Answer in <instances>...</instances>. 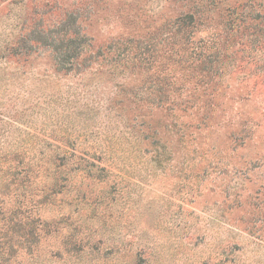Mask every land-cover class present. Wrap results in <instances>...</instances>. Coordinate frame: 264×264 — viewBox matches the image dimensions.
I'll list each match as a JSON object with an SVG mask.
<instances>
[{"label": "rangeland", "instance_id": "374dc122", "mask_svg": "<svg viewBox=\"0 0 264 264\" xmlns=\"http://www.w3.org/2000/svg\"><path fill=\"white\" fill-rule=\"evenodd\" d=\"M211 1L0 0V264H264V79L250 65L218 82L155 64L170 80L152 105L110 103L142 74L123 86L54 60L68 13L95 46L126 49L195 10L208 39ZM57 152L73 159L51 182Z\"/></svg>", "mask_w": 264, "mask_h": 264}, {"label": "trees", "instance_id": "16d2710c", "mask_svg": "<svg viewBox=\"0 0 264 264\" xmlns=\"http://www.w3.org/2000/svg\"><path fill=\"white\" fill-rule=\"evenodd\" d=\"M208 5L218 10V31L212 32L208 39L197 36L202 11L195 10L176 15L164 27L159 41L150 37L146 46L138 41L126 49H122L124 43L116 39L95 46L76 12L65 15L70 18V25H66L65 18L61 16L54 40L57 71L68 67L71 72L84 77L97 74L113 79L120 77L123 86L128 77L142 74L146 80L134 92L130 89L126 94L122 85L119 86L124 94L113 93L110 103L115 104L124 101L133 104V97L135 103L154 105L152 102L155 100L167 101L169 75L164 68L158 75L151 74L158 63L190 70L193 74L201 73L209 79L215 76L218 82L226 80L228 74L224 76L225 70L233 73L250 65L254 69L252 78L257 81L264 79V4L258 0H212ZM127 43L132 44L131 40ZM252 56L258 58L252 59ZM64 154L57 152L53 156L56 158L51 161V182H57L61 172L70 169L68 163L61 164V160L70 161L72 155ZM2 210L1 206L0 213Z\"/></svg>", "mask_w": 264, "mask_h": 264}]
</instances>
